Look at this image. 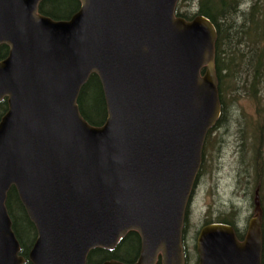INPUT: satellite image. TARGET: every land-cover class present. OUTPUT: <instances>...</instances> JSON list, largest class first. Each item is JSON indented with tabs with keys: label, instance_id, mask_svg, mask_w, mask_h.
<instances>
[{
	"label": "water",
	"instance_id": "1",
	"mask_svg": "<svg viewBox=\"0 0 264 264\" xmlns=\"http://www.w3.org/2000/svg\"><path fill=\"white\" fill-rule=\"evenodd\" d=\"M42 1L0 0V264L25 262L11 188L36 231L31 264H86L130 231L141 238L133 264H183L186 209L221 114L215 27L176 17L180 0H79L66 21L39 14ZM91 75L106 104L100 127L76 103ZM260 213L241 242L227 224L203 226L197 264H261Z\"/></svg>",
	"mask_w": 264,
	"mask_h": 264
},
{
	"label": "trees",
	"instance_id": "2",
	"mask_svg": "<svg viewBox=\"0 0 264 264\" xmlns=\"http://www.w3.org/2000/svg\"><path fill=\"white\" fill-rule=\"evenodd\" d=\"M188 1L192 0L178 2L175 16L191 21L195 15L200 14L209 19L216 30L214 63L222 112L225 114V108L230 104L228 95H235L237 91L244 90L252 99L260 97L264 92V0H251L247 8L241 7L243 0H197V13L186 16L180 13V5ZM80 7L79 0H43L38 6V13L55 21H66ZM8 52V47L1 45L0 60L5 59ZM239 82L242 85H238ZM76 103L81 117L89 125L100 127L104 124L107 117L106 104L96 75H91L81 88ZM7 110L5 98L0 101V120ZM207 141L208 138L205 145ZM5 207L12 223V231L20 244V255L25 259L23 264H31L28 253L36 240V231L13 188L6 195ZM220 221L217 222L236 228L232 222ZM211 223L213 222L204 225ZM185 228L184 223V231ZM140 250L139 234L130 231L112 250H91L86 264H102L106 261L133 264L139 257ZM156 264H160V259Z\"/></svg>",
	"mask_w": 264,
	"mask_h": 264
},
{
	"label": "rangeland",
	"instance_id": "3",
	"mask_svg": "<svg viewBox=\"0 0 264 264\" xmlns=\"http://www.w3.org/2000/svg\"><path fill=\"white\" fill-rule=\"evenodd\" d=\"M250 1L243 0L241 7H249ZM196 3L197 0L182 3L180 13L196 14ZM227 100L230 104L225 108L220 129L210 132L204 145L200 176L187 206L186 228L182 231L185 264L198 262L195 243L205 223L226 220L243 232L255 216L246 193L252 190L253 181L249 163L264 168V92L252 99L244 90L237 91ZM262 236L264 253V214Z\"/></svg>",
	"mask_w": 264,
	"mask_h": 264
},
{
	"label": "flooded vegetation",
	"instance_id": "4",
	"mask_svg": "<svg viewBox=\"0 0 264 264\" xmlns=\"http://www.w3.org/2000/svg\"><path fill=\"white\" fill-rule=\"evenodd\" d=\"M224 110V109H223ZM224 119V113L222 112V108H221V114H220V118L217 121V123L214 125L213 129L211 130V132L214 134L216 130H219L220 127V123L223 121ZM249 165L252 168V173H253V181L251 182V189L249 190L248 193H246V197L248 198L249 205L251 207H253V209L256 210L257 206L260 209L261 213H260V221H261V244H262V249H261V264H263V236H262V218H263V208H264V168L263 167H259V165H254L252 163H249ZM235 193V192H234ZM255 214H253L254 216ZM252 216V217H253ZM235 235L238 241H242L245 237L246 234V230L241 232L240 230H238V228L236 227L235 229ZM185 259V258H184ZM185 264V261H184Z\"/></svg>",
	"mask_w": 264,
	"mask_h": 264
}]
</instances>
